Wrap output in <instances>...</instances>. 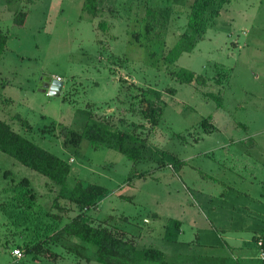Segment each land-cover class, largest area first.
<instances>
[{"label": "rangeland", "instance_id": "rangeland-1", "mask_svg": "<svg viewBox=\"0 0 264 264\" xmlns=\"http://www.w3.org/2000/svg\"><path fill=\"white\" fill-rule=\"evenodd\" d=\"M209 1L195 34L187 27L193 0H93V15L86 0H0V120L66 160L67 187L105 188L83 211L0 151V264H100L89 243L88 260L62 245L79 242L58 232L79 212L137 247L158 248L167 264H215L217 234L250 239V227L263 226L264 0ZM18 11L22 25L12 22ZM184 31L192 50L166 61ZM179 67L204 83L178 82ZM54 78L58 95L47 93ZM87 115L130 132L141 158L71 141ZM23 177L31 198L20 193ZM170 218L180 221L174 241L163 236Z\"/></svg>", "mask_w": 264, "mask_h": 264}, {"label": "trees", "instance_id": "trees-1", "mask_svg": "<svg viewBox=\"0 0 264 264\" xmlns=\"http://www.w3.org/2000/svg\"><path fill=\"white\" fill-rule=\"evenodd\" d=\"M209 2V0H193L191 4V10L187 14V27L193 30L195 34L201 32L204 22L202 15ZM85 10L92 15L95 13L93 0H86ZM25 16L26 13L24 11H18L13 16L12 22L15 25H22ZM144 29L149 32L153 30V26L146 22ZM5 40V34L0 31V55L4 49ZM194 42L193 34L184 31L167 50L164 59L168 62L174 61L182 52L191 51ZM174 76L180 83H190L192 80L199 84L204 83L200 74L194 75L192 71L183 67L177 68L174 71ZM168 91L170 94L174 93L173 88H169ZM210 95L214 96L213 94ZM214 99L219 105V97L215 96ZM200 125L203 129H206V118L201 120ZM70 135L71 141L83 138L88 141L91 148L105 147L113 149L133 162L138 161L142 156V144L136 141L130 132L121 128L111 129L104 122L92 116L87 115L80 131L71 132ZM0 151L57 185L61 195L83 211L95 207L99 197L105 192V188L96 183L83 185L81 182L75 181L70 187H67L65 181L70 170L69 163L14 131L9 123L3 120H0ZM177 162L175 163L180 165L179 161ZM144 174H146V171L138 172L135 176L140 178L145 176ZM18 184L20 193H29V198H31L33 194L27 189L28 180L23 177ZM29 198L26 200V206L31 204ZM58 232L66 238L74 237L78 239L79 242L62 245L67 252L84 257L87 260L83 243L93 245L94 260L100 264H167L162 251L158 248L151 246L137 247L132 240L121 237L116 232V229H110L105 223L92 224L80 212L66 220L60 226ZM179 232L180 221L172 218L167 219L163 236L168 240L174 241ZM257 237L261 238L264 249V229L258 236H255V241ZM261 263L264 264V259L261 260Z\"/></svg>", "mask_w": 264, "mask_h": 264}, {"label": "crops", "instance_id": "crops-1", "mask_svg": "<svg viewBox=\"0 0 264 264\" xmlns=\"http://www.w3.org/2000/svg\"><path fill=\"white\" fill-rule=\"evenodd\" d=\"M263 229L264 223L263 226L258 225L256 228L250 227V239H245L237 235H229L228 233H225V237L217 234V242L219 244H210L212 250H214L212 259L216 262L215 264H262L259 249L255 245V236H258ZM225 256H228L230 261L229 259L226 260ZM187 262V264H193L191 261ZM180 264L184 263L182 262Z\"/></svg>", "mask_w": 264, "mask_h": 264}, {"label": "water", "instance_id": "water-1", "mask_svg": "<svg viewBox=\"0 0 264 264\" xmlns=\"http://www.w3.org/2000/svg\"><path fill=\"white\" fill-rule=\"evenodd\" d=\"M62 81L58 78H54L47 84V93L50 95H58L61 89Z\"/></svg>", "mask_w": 264, "mask_h": 264}, {"label": "built area", "instance_id": "built-area-1", "mask_svg": "<svg viewBox=\"0 0 264 264\" xmlns=\"http://www.w3.org/2000/svg\"><path fill=\"white\" fill-rule=\"evenodd\" d=\"M56 79H58V78H56ZM255 244H256V246L259 249L260 257L261 258H264V249L262 247V240H261V238L257 237L256 238V241H255ZM21 253L22 252L18 248H12L11 249V252H10L11 256L14 257V258H19L21 256Z\"/></svg>", "mask_w": 264, "mask_h": 264}]
</instances>
